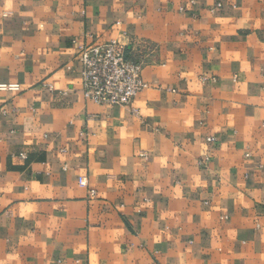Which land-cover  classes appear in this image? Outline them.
<instances>
[{"label": "crops", "instance_id": "1", "mask_svg": "<svg viewBox=\"0 0 264 264\" xmlns=\"http://www.w3.org/2000/svg\"><path fill=\"white\" fill-rule=\"evenodd\" d=\"M111 40L129 106L84 96ZM4 84L0 264H264V0H0Z\"/></svg>", "mask_w": 264, "mask_h": 264}, {"label": "built area", "instance_id": "2", "mask_svg": "<svg viewBox=\"0 0 264 264\" xmlns=\"http://www.w3.org/2000/svg\"><path fill=\"white\" fill-rule=\"evenodd\" d=\"M135 53L134 46L117 40L81 43L76 59L82 67L85 98L99 105L129 106L148 89L150 85L143 77L144 62ZM0 90L20 91V86L4 84L0 85ZM209 140L214 141L213 138ZM80 185H86L83 178Z\"/></svg>", "mask_w": 264, "mask_h": 264}]
</instances>
